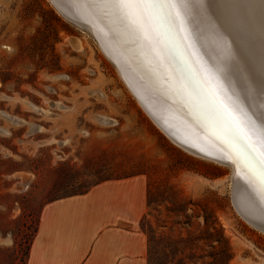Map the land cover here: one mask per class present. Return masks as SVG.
Listing matches in <instances>:
<instances>
[{
	"label": "rangeland",
	"instance_id": "374dc122",
	"mask_svg": "<svg viewBox=\"0 0 264 264\" xmlns=\"http://www.w3.org/2000/svg\"><path fill=\"white\" fill-rule=\"evenodd\" d=\"M231 172L168 139L50 0H0V264H26L47 203L138 175L154 202L146 234H203L210 216L230 264H264V232L236 211Z\"/></svg>",
	"mask_w": 264,
	"mask_h": 264
},
{
	"label": "bare ground",
	"instance_id": "6f19581e",
	"mask_svg": "<svg viewBox=\"0 0 264 264\" xmlns=\"http://www.w3.org/2000/svg\"><path fill=\"white\" fill-rule=\"evenodd\" d=\"M51 2L90 27L165 135L232 169L236 211L264 232V0H154L158 15L127 17L102 0Z\"/></svg>",
	"mask_w": 264,
	"mask_h": 264
},
{
	"label": "crops",
	"instance_id": "0c3cea01",
	"mask_svg": "<svg viewBox=\"0 0 264 264\" xmlns=\"http://www.w3.org/2000/svg\"><path fill=\"white\" fill-rule=\"evenodd\" d=\"M144 176L108 180L47 203L26 264H148Z\"/></svg>",
	"mask_w": 264,
	"mask_h": 264
},
{
	"label": "trees",
	"instance_id": "16d2710c",
	"mask_svg": "<svg viewBox=\"0 0 264 264\" xmlns=\"http://www.w3.org/2000/svg\"><path fill=\"white\" fill-rule=\"evenodd\" d=\"M148 203L149 208L154 203L149 187ZM145 221L147 220L144 219L142 223ZM205 226L206 231L203 234L189 232L183 237L157 235L153 230L147 232L148 264H230L233 252L229 240L221 235L219 224L210 216H205ZM219 232L220 236H217L216 233L219 235ZM202 242H206L211 250H204L200 245Z\"/></svg>",
	"mask_w": 264,
	"mask_h": 264
},
{
	"label": "snow or ice",
	"instance_id": "6c2138e0",
	"mask_svg": "<svg viewBox=\"0 0 264 264\" xmlns=\"http://www.w3.org/2000/svg\"><path fill=\"white\" fill-rule=\"evenodd\" d=\"M106 6L112 8L117 15L131 16L133 9H142L158 15L157 4L154 0H102Z\"/></svg>",
	"mask_w": 264,
	"mask_h": 264
},
{
	"label": "water",
	"instance_id": "95a60500",
	"mask_svg": "<svg viewBox=\"0 0 264 264\" xmlns=\"http://www.w3.org/2000/svg\"><path fill=\"white\" fill-rule=\"evenodd\" d=\"M50 1H52V0H50ZM51 3H53V2H51ZM54 5V7H55V9H57L56 8V6H55V4H53ZM57 11H58V13H60V15L65 19V20H67L68 22H70V23H72V24H74V25H77V26H79V27H81V29H85V31L86 30H88V29H90V27L89 26H85V25H81L79 22L81 21V20H79L77 17H75V16H73V15H71L70 17L69 16H65V14H62V12L60 11V10H58L57 9ZM68 15V14H67ZM72 17V18H71ZM88 28V29H87ZM167 135V134H166ZM166 137H169L168 135L166 136ZM170 138V137H169ZM168 138V139H169ZM171 139V138H170ZM171 141L173 142V143H175L178 147H180L181 149H183L184 151H186V152H188V153H190L191 155H194V156H198V157H202V158H205V159H210L211 161H214L215 163H222V162H219L218 160H214V159H211V158H209V157H207V156H204L203 154H201V153H198V152H195V151H193V150H191V149H189V148H187V147H184V146H182L181 144H178V142H176L175 140H172L171 139Z\"/></svg>",
	"mask_w": 264,
	"mask_h": 264
}]
</instances>
